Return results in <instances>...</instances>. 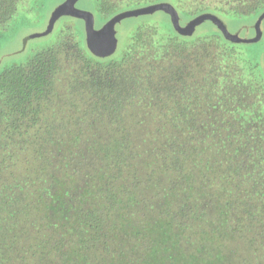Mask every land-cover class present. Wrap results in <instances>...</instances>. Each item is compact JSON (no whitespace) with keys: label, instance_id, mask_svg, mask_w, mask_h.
Returning a JSON list of instances; mask_svg holds the SVG:
<instances>
[{"label":"trees","instance_id":"1","mask_svg":"<svg viewBox=\"0 0 264 264\" xmlns=\"http://www.w3.org/2000/svg\"><path fill=\"white\" fill-rule=\"evenodd\" d=\"M21 1L0 0V27L9 22ZM142 1L100 0L99 9L110 17ZM261 6L264 0H202L193 11L186 7L181 12L184 18L202 12L222 18L230 12L251 14ZM259 17L264 18V9ZM218 28L219 33L190 40L174 27L163 34L153 27H139L127 50L117 57L97 56L88 46L84 50L70 31L0 75V255L5 254L7 222L18 224V211L24 203H32V188L24 189L20 181L40 175L49 193H55L57 181L62 186L65 180L66 185L58 157L64 150L57 151L56 145L70 144L67 133L81 131L82 122H87L91 129H110L111 147L102 164L111 179L137 169L148 182L162 185L159 196L179 187L173 205L177 203L188 216L183 224L195 230L208 250L180 244L178 239L172 248L182 253L184 262L173 252L168 255L178 228L172 219L153 216L146 224L151 243L160 247L150 260L222 264L230 254L231 264H264V81L256 70L259 64L242 66L235 40L227 39ZM75 134L76 140L83 139ZM121 148L124 159L118 165ZM74 168L73 176L78 171L77 165ZM156 192V188L143 191L151 198H157ZM100 197L88 189L81 204L65 207L69 211L61 221L56 217L59 206L48 196L42 193L36 199L34 214L40 220L47 218L50 233L60 235L50 251L61 256L62 262L65 240L83 244L79 221L85 233L93 229L92 218L106 221L99 214L109 212L115 200ZM194 200L197 209L192 215L187 211L195 209ZM113 217L110 224L118 239L114 236L108 243L124 238L133 242V237L146 234L135 222L120 225L119 217ZM196 225L201 228L197 230ZM18 232L24 246L37 237L33 227L13 233ZM143 245L146 248L140 253L147 257L149 246ZM4 258L9 264L28 260L26 255L22 259L5 254ZM92 261L82 260L83 264ZM38 264H46L44 256Z\"/></svg>","mask_w":264,"mask_h":264},{"label":"rangeland","instance_id":"2","mask_svg":"<svg viewBox=\"0 0 264 264\" xmlns=\"http://www.w3.org/2000/svg\"><path fill=\"white\" fill-rule=\"evenodd\" d=\"M64 1L65 0H23L18 4L17 11L9 22L0 27V75L15 64L29 61L38 51L54 45L61 40L63 34L65 35L70 31L74 35L75 40L79 42L80 46L84 50L87 49L88 37L86 36L84 21L80 17L71 15L61 16L57 19L52 29L48 31L50 19L54 11ZM178 1L179 0H143L137 5L130 4L126 6L127 8L125 10L159 2H168L179 12V21L182 26L187 25L189 21L203 13H199L193 18H189L188 16L184 18L181 10L186 11L185 9L187 7V9L193 11L195 6L199 5L202 0H186L184 3ZM75 6L78 9L92 13L96 27L103 26L112 16L117 14L115 13L110 17L101 14L99 9L100 0H78ZM263 9L264 6H261V8L255 12L245 15L230 12L221 19L224 21L231 34H236L246 39L254 38L256 36L255 23L259 19V13ZM112 12L113 11L109 12V15H111ZM139 27H153L156 28L158 34H163L166 30L169 31V29L174 26L171 17L162 9L128 16L119 20L110 30V35L114 36L117 41L116 50L113 53L114 57L122 55L123 52L127 50L128 45L131 43L132 35ZM218 27V24L211 19H203L192 28L191 32L188 34V38L190 40H196L197 38H203L211 33H219L220 30ZM260 30L261 37L259 40L251 42L235 41V44L239 49L242 66L247 68V64L254 66L255 63H258L259 65L256 70L260 75L259 78L264 81V18L260 23ZM82 127L83 129L81 131H70L67 133L71 141L70 144L60 145L58 143L56 145L57 151H60V149L64 150L59 152L58 157L63 161V172L61 175L65 177V179H68L66 185L64 183L65 180L62 182V186L60 182L53 181L56 184L54 188L57 189L55 193H49L47 189H45V186H48L40 175L36 176L32 174L30 179L20 181L21 187L23 186L24 189L32 188L29 192L32 197L29 198V200L32 203H24L25 207L18 211L16 216L18 224L14 225L11 222H7L9 234L2 244L5 254L10 257L17 256L22 259L26 255L28 258L26 264H38V259L42 256L45 257L46 264H76V262H79L78 264H83L84 262H82V260L84 258L93 259V264H148L154 261V259L150 260L153 251L160 247L155 242L151 243L150 228H148L149 226L146 224V222H148L146 220L153 216H157L158 219L165 216L168 221L172 219L174 225L178 228V237L171 240V250L168 255L173 252L184 262L185 258L182 253H177L176 250L174 252L172 248V246L178 242V239L180 244L192 245L197 249L208 252L207 246L200 244L202 240L195 233V230L183 224L188 216L184 215L177 203L173 205V200L175 199V194L177 196L179 187H175V190L171 189L170 195H166L165 192L162 191V194L159 196V187H162V185L159 184L158 181L154 183L148 182L146 180V174H144L142 170L138 171L137 169L126 171L124 175L111 179L109 172H105L102 164L103 155L105 157L108 147H111V140H108L110 133L108 131L110 129L107 128L106 131H102L100 128L91 129L87 125V122H82ZM75 133H79L83 139L76 140ZM129 142L130 141H128V143ZM106 144L108 145L107 147ZM129 148L130 146L128 145V149ZM123 151H125L124 148L118 151L117 158H119V162H116L118 165H120V161L124 159V155L122 154ZM101 154L102 156L100 157ZM146 155L149 157L148 152H146ZM153 159L154 157L151 156V163L156 164V161ZM131 162L134 164V158ZM76 165L78 171H76L75 176H73L72 173L75 171L74 167ZM90 188L94 191L96 190L98 195L100 194V200L105 199L111 201L110 197H112V199L115 200L114 204L109 212L99 214L105 216L106 221L104 220L103 222L101 218L97 217L92 218L91 226L93 229H90L87 233H85V228H83V222L79 221V228L84 230V236L82 237L83 244L77 241L69 243V241L65 240L66 244L64 243V246L67 253L63 257L64 262H62L61 256L50 251V248L56 244V239H58L60 235L59 233H50L52 226L49 225L51 223L47 222V218L42 217L41 222L40 218L38 216L36 217V214H34L38 204L36 199L42 193L48 196L49 199L53 201V204L59 206L60 214H57L56 217L61 221L64 219L63 216L67 215L65 211H69V209L65 207L72 202H79V204H81L84 199V194H87V190ZM148 188H156L157 192L154 195H156L157 198L153 197L155 198L153 199L148 196V194L146 195L143 193V191H146ZM92 194L90 196H92ZM196 204L197 201L194 200L195 209L188 210L187 212L189 214L193 215L196 213ZM78 210L79 208L75 209L74 212H78ZM115 214L119 217L117 224L120 223V225H122L121 221L128 224L131 222L130 225L135 222L142 230H145L146 234L139 235V239L133 237V242L124 238L119 240V242L108 243V240H113L117 231L114 230L110 224L114 220L113 216ZM85 219H87V215H85ZM88 219H91V217H88ZM141 219H145V221H141ZM31 227H33L37 237L29 246H24V240L18 236L20 232H18L17 235L13 232L22 228L29 229ZM195 228L198 230L201 227L196 225ZM55 231L57 233V230ZM115 239L118 238L115 236ZM145 242H147V246H149L147 257L140 253V250L146 248V245H143ZM226 250L228 253V249ZM93 251H96L97 254L95 255ZM4 255H0V264H9V259H5ZM72 259L77 261L74 262ZM233 259L234 258L229 254L228 258L224 260L222 264H231L230 260ZM157 263L158 262L154 261L151 264Z\"/></svg>","mask_w":264,"mask_h":264},{"label":"water","instance_id":"3","mask_svg":"<svg viewBox=\"0 0 264 264\" xmlns=\"http://www.w3.org/2000/svg\"><path fill=\"white\" fill-rule=\"evenodd\" d=\"M77 1L78 0H65L54 11L50 19V26L48 31L52 29L57 19L60 18L61 16L71 15V16L80 17L85 21L86 34L88 39H90L89 48L94 54L102 57L109 56L113 54L116 50L117 41L114 36L110 35V30L119 20L128 16L143 14L157 9H162L170 15L175 30L181 34H189L192 28L198 22H200L203 19L209 18L214 20L220 26L224 36L227 39L235 40V41L251 42V41H257L261 37L260 23L262 21V17H259V19L255 23L256 36L254 38L246 39L240 37L239 35L231 34L228 31L224 21L221 18H219L217 15L212 13H202L196 16L195 18H193L191 21H189L187 25L182 26L179 21V15L177 10L171 3L168 2H159V3L119 12L114 16H112L100 29H96L94 24V16L92 15V13L86 10L78 9L75 6V3Z\"/></svg>","mask_w":264,"mask_h":264},{"label":"flooded vegetation","instance_id":"4","mask_svg":"<svg viewBox=\"0 0 264 264\" xmlns=\"http://www.w3.org/2000/svg\"><path fill=\"white\" fill-rule=\"evenodd\" d=\"M169 15V14H168ZM170 16V15H169ZM84 21V20H83ZM84 24H85V21H84ZM94 24H95V28L96 29H100L101 27H96V23H95V19H94ZM85 32H86V29H85ZM255 35H256V29H255ZM86 36H87V34H86ZM88 39V38H87ZM89 42H90V39H88V44H87V46L89 47ZM90 49V48H89ZM91 50V49H90ZM96 55V54H95ZM98 56V55H97Z\"/></svg>","mask_w":264,"mask_h":264}]
</instances>
